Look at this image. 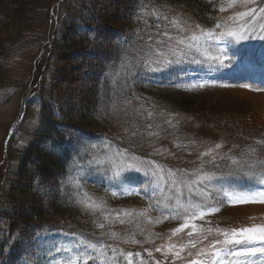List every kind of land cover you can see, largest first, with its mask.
<instances>
[{"label":"rangeland","instance_id":"1","mask_svg":"<svg viewBox=\"0 0 264 264\" xmlns=\"http://www.w3.org/2000/svg\"><path fill=\"white\" fill-rule=\"evenodd\" d=\"M84 1L87 11L93 15L107 4L103 0ZM115 5L110 2L107 8L112 11ZM230 5L232 0H138L134 9L135 24L129 31H132L129 36L133 42L119 54L120 60L114 61V68L107 70L105 76V81L106 77L112 80L108 86L106 106L109 108L116 103L118 113L111 131L114 137L102 135L91 138L81 131L73 134V138L78 140L75 143L76 158L65 181L60 182L61 192L71 195L79 207L73 217L58 218L54 215L49 203V193L53 187L44 188L35 182V191L42 198L48 220L31 240L17 231L6 234L9 238L8 253L18 254L15 264H66L77 254L91 251L80 243L81 240L111 246L92 252L94 259L88 264H126L128 252L134 254L133 264H156V261L160 264H187L188 260L196 258L200 248L215 239H223L217 229L231 232L233 229L264 226V202H261L264 197L246 203H225L215 213L206 212L203 217L188 219L183 215V208L177 214L175 198L178 193L171 184L172 179L195 181L197 169L220 175L222 172L214 171L209 163L213 158L217 164L240 159L243 167L248 166L245 172L254 173L242 176L243 181L246 180L245 187L254 192H264V168H261V164H264V42L251 40L229 46L231 62L225 61L228 66L216 72L201 70L196 65L183 66L186 71L149 70V67L156 66L153 62L158 59L165 56L174 58L169 48L176 47L177 40L185 39L187 43V38L193 34L199 36L201 29L216 30V23L231 25L233 13L244 10V5L239 0ZM222 7L225 11L220 10ZM250 7L264 8V0H254ZM32 11L36 13L32 37L26 43H19L18 49L12 51L4 62L6 76L0 87V160L3 158L1 151L4 140L11 128L6 149L11 145L18 150L29 143L31 133L38 124L39 100H30L23 121L18 120L27 99L26 90L29 89L27 85L34 71L33 65L46 52L40 40L33 41L44 31L40 28V14L37 15L40 11ZM64 19V24H73L76 29L85 32V23L76 14H68ZM61 30L62 27L58 33ZM99 34L93 25L87 44L91 53L98 49ZM209 43L214 52L217 45L212 41ZM219 46L223 47L222 44ZM238 52L245 54L237 55ZM254 56L258 64L251 63ZM54 61L45 73L44 83H52V78H55ZM82 72L76 89L67 90L61 95L60 102L56 101L57 107L62 108L76 90L84 88V78L88 72L86 65ZM147 72L150 77L145 75ZM132 73L139 78L150 79L149 84L161 76L170 81L174 86L173 92L180 95L201 88L192 85H212L222 91L217 97L247 101L254 108L252 117L242 119L221 110L220 115L207 118L160 106L151 90L142 92L129 89L127 79ZM216 121H220L222 126H215ZM231 138L233 140L228 141ZM216 144L221 147L216 148ZM235 147H242V156L238 157L233 152ZM7 162L5 160V165ZM127 164H135L143 170L150 169L158 175L146 177L141 171L128 173L127 183L112 179L113 173ZM169 173H174V176ZM222 186L228 188L225 181L208 185L201 196L195 186L190 194L188 188L180 184V203L189 211L196 205L215 204L223 194L219 191ZM3 200L7 201L1 198L0 204H4ZM7 206L11 210L12 204L7 203ZM185 222L189 226L173 234ZM101 224L104 227H100ZM193 224L196 225L195 229L192 228ZM209 229L212 231L209 232ZM205 236L207 239H204ZM133 240L139 243H133ZM190 241L196 242L195 248ZM169 245L175 247L169 250ZM181 246H184L183 251H180ZM254 247L258 250L255 255L230 256L224 264H264V244L257 243ZM56 248L62 250L56 251ZM156 248L162 250L157 252ZM177 251H180L179 258L175 256ZM121 252L125 255L121 256Z\"/></svg>","mask_w":264,"mask_h":264},{"label":"trees","instance_id":"2","mask_svg":"<svg viewBox=\"0 0 264 264\" xmlns=\"http://www.w3.org/2000/svg\"><path fill=\"white\" fill-rule=\"evenodd\" d=\"M107 4L94 15L88 12L84 0H0V87L5 80V59L18 49V44L31 38L35 16L32 9L40 11V34L33 41L40 44L50 40V31L54 27L56 15L60 33L54 35L52 43L43 57L33 65L32 83L37 86V98L40 104L38 124L31 133V140L21 149L8 145L6 151H1L0 164V198H5L0 204V258L1 264H15L18 254H5L8 247L6 234L21 232L30 240L35 232L42 228L48 220V213L35 191V182L44 188L53 187L49 193V203L52 213L58 218H69L79 211L75 200L67 192H61L60 182L66 176L76 158L75 131H81L86 137L94 138L99 134L113 137L111 133L117 116L107 110L105 93L109 81L103 78V73L118 60L119 54L125 50L133 39L126 36L135 24V6L138 0H103ZM120 1V2H119ZM116 4L114 9H108L109 3ZM51 12L53 14H51ZM76 14L85 23V32L67 23L65 17ZM99 31L98 49L91 53L88 50L89 31L92 26ZM30 30L31 32H27ZM37 30V29H35ZM42 34V35H41ZM36 35V34H35ZM30 40V39H29ZM17 47V48H16ZM53 62L52 83H44L45 73ZM87 66L84 78V88L75 91V95L64 106L57 107L56 101L61 99L67 90L76 89L82 75L83 66ZM114 66V65H113ZM103 79V80H102ZM145 84L139 81V89L144 90ZM108 92V91H107ZM156 101L183 112H191L202 117L213 118L220 115L221 110L235 116L252 117L254 108L247 101L236 100L226 96L217 97L222 91L215 87L193 90L188 94H175L173 89L162 81L156 85ZM222 98H224L222 102ZM28 108V107H27ZM224 115V114H223ZM215 126H222L216 121ZM259 148V147H258ZM260 149V148H259ZM242 147H235L233 152L242 156ZM5 160H8L5 165ZM214 171L227 173L239 166L245 172L243 162L237 164L219 162ZM242 176L231 179L236 186H243ZM8 204H12L11 210ZM27 205V206H26ZM5 259V262L3 260Z\"/></svg>","mask_w":264,"mask_h":264},{"label":"snow or ice","instance_id":"3","mask_svg":"<svg viewBox=\"0 0 264 264\" xmlns=\"http://www.w3.org/2000/svg\"><path fill=\"white\" fill-rule=\"evenodd\" d=\"M237 0H232L233 6ZM240 3L244 5V10L236 11L233 13V16L230 18L233 23L229 25L228 23H216V30H200L199 36L193 34L191 37L187 38L188 42H185V39H179L176 41V47L169 48L171 56L174 58L164 57L163 59H158L153 63L155 67H149L151 72H167L171 69H178L179 71H186L183 66L185 65H196L201 70H207L208 72H216L222 68L228 66L225 61L231 62V57H229V46L240 45L242 42L259 40L264 42V8H252L250 4L254 0H239ZM221 11H225L222 7ZM257 12L260 13V16L257 17ZM209 41L214 42L217 46L213 52L212 44ZM223 45L220 47L219 45ZM182 46V47H181ZM163 55V54H161ZM148 65H146L147 67ZM179 86V85H176ZM204 84L192 85V87H204ZM227 86V85H225ZM242 87H249V85H241ZM216 148H220V144H216ZM210 153H204V155H209ZM135 160L136 158L133 157ZM220 159H224L221 157ZM212 167L218 169L219 164L216 163L215 158L209 161ZM233 165L237 164V161H232ZM245 167H248L245 165ZM261 168H264V164H261ZM143 171L144 176L156 177L158 174L155 171L143 170L140 167H137L135 164H127L124 167H121L116 172L113 173L112 179L119 180L122 183L128 182V173L130 172H141ZM197 179L195 181H184L172 179V186L177 189L176 200V211L179 215V210L183 208V215L188 219H196L198 216L203 217L205 213H215L219 211V206L225 203H246L250 201H255L257 197H264V192H254L251 188H242L236 185H232L228 188L221 187L220 192L223 194L219 196L215 204L209 205L207 203L196 205L192 207L189 211L188 208L184 207L180 203V193L179 185L183 184L188 188L189 193L191 194L194 190L199 191L200 195L203 196L208 185H212L215 182L228 181L240 176H249L254 175L251 172H241L239 169H232L227 173H220L217 175L215 172H205L203 169H197ZM170 176H174V173H169ZM211 193H209V196ZM171 199V198H170ZM264 202V201H261ZM143 214V213H142ZM123 222V221H121ZM188 223L185 222L181 228L174 230V233L182 231V228L188 227ZM100 227H104L103 224ZM192 228L195 229L196 225H192ZM209 232L212 230L209 229ZM217 233L223 236V239H215L211 241L206 247H202L196 253V258L188 260L187 264H224V262L230 256H240L241 254L255 255L258 251L254 245L257 243L264 244V226H256L251 228H241L233 229L231 232L222 231L217 229ZM191 234V233H190ZM115 236V233L112 234ZM207 239V236L204 237ZM133 243H139L138 241L133 240ZM80 243H83L85 247L91 250L88 253L77 254L75 257L69 259L66 264H88L90 260H93L94 257L91 254L96 252L100 248L111 247L110 245H103L93 243L91 241L81 240ZM193 248L196 247V242H189ZM175 245H169V250L174 248ZM184 246H181L180 251H183ZM239 249V250H237ZM62 249L56 248V251H61ZM157 252L161 251V248L155 249ZM180 251L175 252L177 258L180 257ZM115 250L113 249V253ZM121 256L125 254L120 253ZM135 255H139L136 253ZM191 255V253H189ZM151 256V252H149ZM134 254L128 252L126 254V264H133ZM156 264H160L159 261H156ZM231 264V262H229Z\"/></svg>","mask_w":264,"mask_h":264}]
</instances>
